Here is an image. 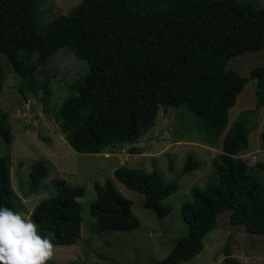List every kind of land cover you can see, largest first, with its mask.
I'll use <instances>...</instances> for the list:
<instances>
[{
	"label": "trees",
	"instance_id": "trees-1",
	"mask_svg": "<svg viewBox=\"0 0 264 264\" xmlns=\"http://www.w3.org/2000/svg\"><path fill=\"white\" fill-rule=\"evenodd\" d=\"M37 2L0 0V53L21 76L18 89L24 97L42 87L49 94L50 87L35 72L61 48L87 59L90 68L79 80L76 94L55 112V122L74 150L102 152L116 144L136 143L156 124L160 106L185 105L202 116L207 134H224L223 151L215 159L217 182L191 188V197L182 203L189 232L156 264H182L201 252L206 234L228 208L232 224L264 233V182L237 155L249 145L251 113L264 105V62L248 75L227 66L232 56L264 47V7L236 0H81L40 29ZM33 53L36 61L26 63ZM251 78L257 79L256 106L243 109L230 123L229 108ZM2 89L0 80V94ZM6 119L7 114L0 120V131L11 142V129L6 135L3 128ZM261 139L264 147V126ZM199 165L188 153L183 170ZM258 165L264 169V161ZM49 173L45 160H34L30 190L36 192ZM10 176L11 155L6 153L0 155V207L17 211ZM114 177L144 194L145 207L159 216L169 213L163 199L179 187L177 180L164 181L157 168L122 164ZM113 179L93 183L97 196L90 212L98 231H133L141 220L133 201ZM51 183L55 195L38 202L32 219L43 236L55 234L54 244L73 245L82 234L79 198L85 186H73L64 178ZM232 235L223 248L225 264H238L231 254Z\"/></svg>",
	"mask_w": 264,
	"mask_h": 264
},
{
	"label": "rangeland",
	"instance_id": "rangeland-1",
	"mask_svg": "<svg viewBox=\"0 0 264 264\" xmlns=\"http://www.w3.org/2000/svg\"><path fill=\"white\" fill-rule=\"evenodd\" d=\"M80 1L38 0L39 28L43 29L56 15L69 13ZM236 1L264 7V0ZM36 59L37 53H33L26 63L31 64ZM263 62L264 47L232 56L227 66L248 75L254 66ZM89 68L87 59L61 48L35 72L37 79L50 87L49 94L42 87L24 97L18 89L21 76L7 55L0 53V80L3 82L0 120L7 114L3 128L6 135L10 129L12 132V141L7 142L0 131V155H11L10 177L17 194V211L26 214L30 211L32 218L38 202L55 195L52 179L64 178L73 186L84 185L85 194L79 198L83 216L80 239L69 246L55 244V256L49 264H156L189 232L182 203L191 197V188L217 182L215 159L223 151L224 134L220 137L207 134L202 116L185 105L160 106L156 124L136 143L116 144L102 152H77L57 126L55 112L67 97L76 94L78 82ZM256 87L257 79L251 78L238 94L237 102L229 108L230 123L243 109L256 106ZM250 122L253 129L249 133V145L237 155L244 158L250 170L264 182V169L258 165L259 161H264L261 139L264 105L251 113ZM132 148L139 152H132ZM188 153H192L200 165L185 172ZM36 159L45 160L50 173L33 192L28 176ZM122 164L146 170L157 168L164 181L177 180L178 189L163 199L170 207L168 214L159 216L155 210L146 208L144 194L129 189L114 177L115 169ZM108 177H113L119 191L133 201V211L141 220V226L133 231H98L96 218L90 212V204L97 196L93 183H103ZM231 210L228 208L219 214L218 225L204 238L203 250L182 264H225L223 248L230 232L233 233L231 254L238 264H264V233L249 232L243 225L232 224Z\"/></svg>",
	"mask_w": 264,
	"mask_h": 264
},
{
	"label": "clouds",
	"instance_id": "clouds-1",
	"mask_svg": "<svg viewBox=\"0 0 264 264\" xmlns=\"http://www.w3.org/2000/svg\"><path fill=\"white\" fill-rule=\"evenodd\" d=\"M55 234L43 236L30 211L0 207V264H49Z\"/></svg>",
	"mask_w": 264,
	"mask_h": 264
}]
</instances>
